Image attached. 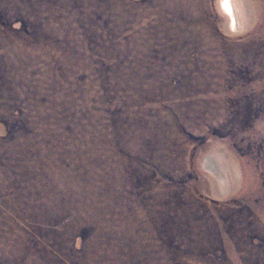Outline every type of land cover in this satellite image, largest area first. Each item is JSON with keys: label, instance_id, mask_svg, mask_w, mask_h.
Here are the masks:
<instances>
[{"label": "rangeland", "instance_id": "1", "mask_svg": "<svg viewBox=\"0 0 264 264\" xmlns=\"http://www.w3.org/2000/svg\"><path fill=\"white\" fill-rule=\"evenodd\" d=\"M225 1L0 0V264H264V0Z\"/></svg>", "mask_w": 264, "mask_h": 264}, {"label": "bare ground", "instance_id": "2", "mask_svg": "<svg viewBox=\"0 0 264 264\" xmlns=\"http://www.w3.org/2000/svg\"><path fill=\"white\" fill-rule=\"evenodd\" d=\"M226 3H227V8H228V10H230L231 12L230 13H232V14H234V10L235 9H233V6H232V4L230 3V1H225ZM233 19H235V18H233ZM232 19V20H233Z\"/></svg>", "mask_w": 264, "mask_h": 264}, {"label": "snow or ice", "instance_id": "3", "mask_svg": "<svg viewBox=\"0 0 264 264\" xmlns=\"http://www.w3.org/2000/svg\"><path fill=\"white\" fill-rule=\"evenodd\" d=\"M225 7H227V3L225 2Z\"/></svg>", "mask_w": 264, "mask_h": 264}]
</instances>
